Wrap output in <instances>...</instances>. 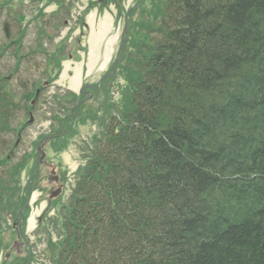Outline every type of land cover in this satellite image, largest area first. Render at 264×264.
Here are the masks:
<instances>
[{
	"label": "trees",
	"instance_id": "obj_1",
	"mask_svg": "<svg viewBox=\"0 0 264 264\" xmlns=\"http://www.w3.org/2000/svg\"><path fill=\"white\" fill-rule=\"evenodd\" d=\"M152 1L139 59L119 102L106 94L110 124L63 204L56 263L264 264V0ZM10 80L0 74V212L22 193L6 160L23 112Z\"/></svg>",
	"mask_w": 264,
	"mask_h": 264
},
{
	"label": "rangeland",
	"instance_id": "obj_2",
	"mask_svg": "<svg viewBox=\"0 0 264 264\" xmlns=\"http://www.w3.org/2000/svg\"><path fill=\"white\" fill-rule=\"evenodd\" d=\"M64 1L65 0H63V2ZM89 1L90 0H73L71 1L72 8L70 10V15L60 14L58 18L54 17L51 19L54 27L59 28L55 29L54 27L49 26V30L52 28L54 29L52 32L53 37H59L54 41V46L57 45V43H59L64 37L70 35V41L81 39L80 47L86 49V52L81 50V48L78 46H74V42H69L68 40L66 43L68 54L70 53L77 55L78 53L80 61L77 62L74 55H72L73 60H67L64 71L60 75L59 80L56 83H53L48 89H45L43 100L52 102L54 99L53 97L57 94L65 93L67 90L76 92L80 89L82 82H87L89 85L98 83L101 77L110 71L112 68L111 65H113L115 61L116 62L113 66L115 70L118 68L119 63L120 69L126 66L135 68V65H132L131 63L139 59L137 57L138 50L136 47L137 41H135V38L138 35L142 36L147 34L148 20L138 19L143 18V16H136L134 14V16L130 17V20L127 22V27L129 28L133 39L129 36L125 37L123 31L125 26V18L122 17L117 20V9L115 8V5H111V3L108 5L107 2L104 4V7L111 6V11L104 9L103 12L106 15L104 14V16H102L99 9L94 10L90 15L86 16L85 23L82 25L80 19L85 10L88 8ZM140 2L142 4L143 0H140ZM135 3H137L136 0H126L124 6L128 9L130 6L136 5ZM70 5V3H65L66 8ZM53 9L56 8L52 6L48 9V12L51 13ZM28 11L29 13L26 15L27 19L34 16V13L31 10ZM14 12L22 13L21 8L18 5L15 6ZM63 17L67 19L65 24H61V22H63ZM135 20L138 23L134 26V30H132L133 25L130 26V24ZM116 21L117 23H115ZM26 25L27 23L25 22L22 25V28L26 27ZM74 27H76V30H72ZM37 35L38 33H35L34 27L30 26V28L26 31V35L24 36V45L26 47L34 45ZM123 39L124 47H122ZM42 61L43 56L39 55L38 58H35V62L45 69V66H43L44 63H42ZM44 69L37 66V70H34L31 67L29 73L30 76L27 74L25 77H30L31 79L38 77V74L42 75ZM121 73L124 75L125 70H122ZM76 75H79V78H77ZM111 75L113 76L114 73ZM118 81L120 80L118 79L117 82ZM104 97L105 96H103L102 93H100V95L96 94L93 99H89L88 97V100H86L87 103H84L79 122L80 124H87V126L85 128H80L81 132L79 137L76 139V148L71 149L70 152L63 157L65 165L70 169L71 172H75L80 164L78 162L79 154L77 152V146L79 145L77 143H81L82 139L87 138L92 132L96 131V125H92L91 122L97 117H105V122H108V119H106L107 116L101 107ZM96 115L98 116L95 117ZM48 131H50V123L44 121L41 122V118H38V120L35 121V124L30 126L24 147L20 150L21 155L18 157H21L25 153L24 152L22 154L23 151L28 150L31 146L33 147V143L36 140L39 141L41 139V134ZM26 178V176H23V184L26 182ZM41 207V209L34 208V211L41 213V210L45 208V203H43Z\"/></svg>",
	"mask_w": 264,
	"mask_h": 264
}]
</instances>
